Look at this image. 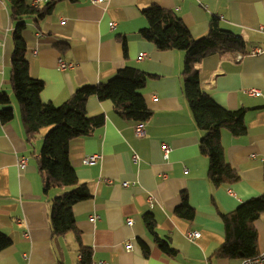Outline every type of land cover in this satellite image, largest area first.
<instances>
[{"label":"crops","instance_id":"0c3cea01","mask_svg":"<svg viewBox=\"0 0 264 264\" xmlns=\"http://www.w3.org/2000/svg\"><path fill=\"white\" fill-rule=\"evenodd\" d=\"M153 5L176 12L195 39L207 35L217 18L222 29L246 41L245 53H214L198 66L201 89L221 107L244 114V136L221 131L226 161L238 171V183L214 188L209 181L210 160L201 149L204 132L184 94L185 55L160 51L140 36L148 27L142 11ZM15 28L6 2L0 0V97L7 96L15 112L11 123L0 120V231L12 241L0 252V264H80L75 236L52 235L49 200L63 191L44 193L37 163L31 158L40 150L32 153L35 144L30 147L26 142L10 81ZM24 39L30 75L45 85L42 101L57 107L81 87L107 83L126 66L155 76L141 92L152 112L144 138L136 137L137 123L117 115L111 101L92 97L87 115L104 114L106 124L70 143V161L91 194L75 204L73 212L82 245L92 248L93 264H241L242 259L216 256L225 242V225L217 210L231 213L264 195V0H104L102 4L61 0L43 21H27ZM60 60L73 68L59 70ZM249 89L263 96L251 97L245 93ZM48 131H42L39 139ZM162 144L171 147L169 160L163 159ZM94 155L100 157L98 163L84 165V159ZM22 157L29 158L25 170L18 165ZM184 195L195 211L192 222L177 216ZM146 214L154 217L159 237L170 242L175 256L160 250V241L144 224ZM127 219L133 225L128 226ZM254 226L260 253L264 213ZM194 231L201 237L189 240L188 233Z\"/></svg>","mask_w":264,"mask_h":264},{"label":"trees","instance_id":"16d2710c","mask_svg":"<svg viewBox=\"0 0 264 264\" xmlns=\"http://www.w3.org/2000/svg\"><path fill=\"white\" fill-rule=\"evenodd\" d=\"M4 1L12 20L16 23L12 35L10 81L20 110L26 142L30 147H34L42 131L49 129L47 134L41 137L43 147L35 161L44 193L48 195L52 189L63 191L49 200L52 235L56 238L73 234L80 246V264H93L92 248L82 245L81 233L76 226L73 212L74 205L90 199L91 194L86 184L80 183L76 169L70 161V143L74 139L91 135L106 124L104 114L96 117L87 115V103L92 97L111 101L115 113L123 119L136 123L147 122L152 112L141 92L155 76L126 66L107 83L81 87L59 107L53 103H45L41 97L44 83L30 75L24 31L28 20H33L35 24L43 21L54 12L56 3L61 0L43 2L37 6L25 0ZM142 14L148 21V27L140 31L141 38L152 42L160 51H181L185 55L184 94L198 128L204 132L201 149L210 160V183L214 188L238 183V171L226 161L221 131L228 130L235 137L244 136L247 133L244 114L241 110L230 111L221 107L201 89L198 66L214 53H245L246 41L239 35L222 29L217 18L212 19L207 35L195 39L181 17L173 10L153 5L143 10ZM126 41L125 38L122 39L125 57ZM0 103V120L4 125L9 124L15 118L14 110L9 107L10 99L2 95ZM182 198V204L177 208V216L192 222L195 211L187 196ZM217 212L225 225V242L216 251V256L242 260L257 256L258 233L254 224L264 213V195L244 202L231 213L226 214L219 210ZM143 219L152 237L160 241V250L169 257L175 256L177 253L170 242L159 237L154 217L146 214ZM11 245L12 241L8 235L0 231V252Z\"/></svg>","mask_w":264,"mask_h":264},{"label":"built area","instance_id":"2783aa9c","mask_svg":"<svg viewBox=\"0 0 264 264\" xmlns=\"http://www.w3.org/2000/svg\"><path fill=\"white\" fill-rule=\"evenodd\" d=\"M91 3L93 4H102L104 2V0H90ZM43 3V1H35L34 2V6H37L38 4ZM115 24H111V27L114 28ZM1 45V44H0ZM260 52H254L253 55L259 54ZM143 56L140 57V59H142ZM58 68L61 71H66L68 69L73 68L72 64H67L65 63L63 60H60L58 63ZM247 95L251 96V97H262L263 93L259 90L256 89H249L246 90L245 92ZM135 135L138 139H142L146 136V124L145 122H140L137 123L135 126ZM162 149V153H163V159L164 160H169V155L171 152V147L168 144H162L161 146ZM100 157L98 155H94V156H89L88 158L84 159V165H94L97 164L99 161ZM133 162L134 163H138L139 162V157L135 154L133 156ZM29 163V158L28 157H22L19 162L18 165L22 170H25L28 166ZM132 185H135V183H133ZM124 187H129L130 184L129 183H124L123 184ZM229 193L231 194V191H229ZM152 202L150 203V206H152ZM92 221H95V217L91 218ZM127 224L128 226L133 225V220L132 219H127ZM189 240H194L198 237H201V233L200 232H191L187 235ZM126 247H128L129 250L132 249V244L130 242L126 243ZM81 259V257H80ZM102 264H106V263H102ZM241 264H264V251L260 252L257 256L252 257V258H246L244 260H242Z\"/></svg>","mask_w":264,"mask_h":264},{"label":"rangeland","instance_id":"374dc122","mask_svg":"<svg viewBox=\"0 0 264 264\" xmlns=\"http://www.w3.org/2000/svg\"><path fill=\"white\" fill-rule=\"evenodd\" d=\"M40 140V139H39ZM37 141V143H35V149H33L32 150V153L33 152H37L36 150H41V148L43 147V140L41 139L40 141ZM36 153L35 154H33L32 155V160H34L35 158H36ZM35 161V160H34ZM229 193V192H228ZM230 194V193H229ZM230 195H234V193L231 191V194ZM150 200V203L152 202V200L151 199H149ZM195 232V231H194ZM189 234V233H188ZM188 238V237H187ZM198 238H200V237H198ZM198 238H196V239H198ZM196 239H194V240H196Z\"/></svg>","mask_w":264,"mask_h":264}]
</instances>
